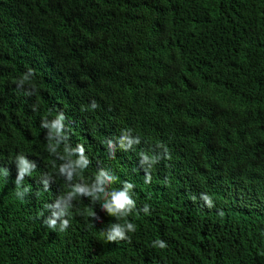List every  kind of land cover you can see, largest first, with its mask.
Listing matches in <instances>:
<instances>
[{"label": "trees", "instance_id": "1", "mask_svg": "<svg viewBox=\"0 0 264 264\" xmlns=\"http://www.w3.org/2000/svg\"><path fill=\"white\" fill-rule=\"evenodd\" d=\"M0 264H264V0H0Z\"/></svg>", "mask_w": 264, "mask_h": 264}, {"label": "clouds", "instance_id": "2", "mask_svg": "<svg viewBox=\"0 0 264 264\" xmlns=\"http://www.w3.org/2000/svg\"><path fill=\"white\" fill-rule=\"evenodd\" d=\"M32 71L29 70V73ZM95 104V102H93ZM63 117L61 116L59 120H57L54 123V127H57V130H59L60 126V120H62ZM47 126V125H45ZM82 151V149H81ZM145 160L148 159L147 156L144 157ZM20 163H21V170H20V178L22 179L25 173L31 174V168H34V165H29L26 160L23 159V157H20ZM83 164L86 165L87 161H82ZM61 171H67L66 168H61ZM71 173L69 172V176ZM103 175V173H101ZM107 179H111L108 177ZM104 180L99 179L97 180V186L92 189V192L89 193L87 188L79 187L77 186L76 192L80 193H87L89 195L95 194L96 199L103 198L105 201H108L109 193L105 192V189L101 187V185L104 184ZM17 184H19V180L17 181ZM127 187H131V185H127ZM111 200L105 203L104 207L108 209L109 213L113 215H118L120 217L126 216L129 212H131L134 201L129 198L126 191H112L111 192ZM202 199L207 203L209 207L212 206V199L207 194H201ZM57 208H60L59 202L56 205ZM57 219H60L61 217L66 215V212L63 208L60 209L59 212L53 214ZM50 225L56 224V219H52L47 221ZM69 226V219H64L62 221L61 231H64ZM135 231V225L132 223H126L125 225L121 224H114L111 226L110 231L106 235V239L108 241H118V240H126L129 239L127 233ZM159 247L164 248L166 247V244L163 241L158 242Z\"/></svg>", "mask_w": 264, "mask_h": 264}]
</instances>
